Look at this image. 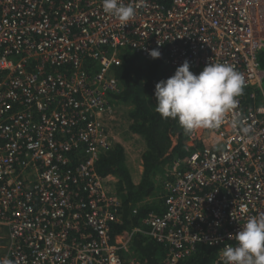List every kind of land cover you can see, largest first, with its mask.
<instances>
[{
    "label": "built area",
    "instance_id": "obj_1",
    "mask_svg": "<svg viewBox=\"0 0 264 264\" xmlns=\"http://www.w3.org/2000/svg\"><path fill=\"white\" fill-rule=\"evenodd\" d=\"M122 2L136 10L124 26L102 0H0V260L143 264L132 249L143 233L166 248L163 264L201 244L223 264L221 249L264 213V0ZM152 49L173 71L230 64L246 87L224 124L193 132L166 168L162 212L114 234L122 200L97 170L118 143L114 67ZM237 115L249 134L231 127Z\"/></svg>",
    "mask_w": 264,
    "mask_h": 264
},
{
    "label": "trees",
    "instance_id": "obj_2",
    "mask_svg": "<svg viewBox=\"0 0 264 264\" xmlns=\"http://www.w3.org/2000/svg\"><path fill=\"white\" fill-rule=\"evenodd\" d=\"M264 66V50L260 54ZM121 65L114 67L116 77L122 83L120 100L132 105L129 111L133 133L145 141L142 153L143 170L139 181L132 176L123 145L115 144L106 150L97 163L99 174L117 178L115 188L122 200L121 219L113 226V233L131 230L142 225V219L150 211L162 212L161 199L150 200L156 191L164 192L162 177L165 167L177 157L189 152L192 132L183 129L178 120L162 117L156 109L155 85L171 77L175 71L165 66L163 58L141 59L129 51L122 55ZM203 69H194L199 74ZM75 156L74 153L71 154ZM136 209V212L134 210ZM132 249L143 264H163L166 248L150 236L136 233ZM217 249L199 245L187 260L179 264H213Z\"/></svg>",
    "mask_w": 264,
    "mask_h": 264
},
{
    "label": "clouds",
    "instance_id": "obj_3",
    "mask_svg": "<svg viewBox=\"0 0 264 264\" xmlns=\"http://www.w3.org/2000/svg\"><path fill=\"white\" fill-rule=\"evenodd\" d=\"M102 7L122 26L135 18V8L125 5L122 0H102ZM149 55L158 59L161 52L152 49ZM245 87L244 76L230 64L211 61L199 74H194L190 71V63L185 60L171 77L156 83L155 110L164 118L178 120L187 132L219 129L225 122L226 114L236 109L237 98L243 94ZM120 95L113 98L121 101ZM230 124L245 135L251 131L238 115ZM234 239L237 242L234 246L229 244L221 249L223 264H264V213L249 217ZM0 264L12 262L2 259Z\"/></svg>",
    "mask_w": 264,
    "mask_h": 264
},
{
    "label": "rangeland",
    "instance_id": "obj_4",
    "mask_svg": "<svg viewBox=\"0 0 264 264\" xmlns=\"http://www.w3.org/2000/svg\"><path fill=\"white\" fill-rule=\"evenodd\" d=\"M190 71L193 72V69H190ZM114 103H115L114 105L116 107H118L117 108L118 114L116 115V120L111 123V125L113 126L112 129L115 130L114 134H118V135H115V138H114L115 140L114 141L120 142V144L122 143L124 145L123 147H124L125 150L128 147H131L132 150L131 149H128V151L126 150V154H128V152H130V151H133V149L137 153H141V152H138V151H142V149L145 148V141L143 140V138H141V136L139 138H137L136 137L137 134L133 133V131L131 130V128H128V127H130V125L132 123V119L128 118V123H127V119H126L127 118V114L129 113V111L132 108V105H129V104H126L123 101H117V100H114ZM123 117H126V118H123ZM117 118L118 119L121 118V119L119 121H117ZM116 122H118L120 124L119 125L118 124H114ZM124 127H126V129ZM110 130H111V127H110ZM129 133L134 134V136L131 135V134H129ZM135 158L136 157H134V155H130L129 158L127 157L128 165L131 168H133V165H134V162L132 161V159L134 160ZM170 164H168L165 167L164 171L166 170V168H169ZM135 171H133L132 174L135 175V176L139 175L138 174V171L137 172H135ZM159 178H161V177H159ZM162 188H163V186H162ZM164 193H165V189H164Z\"/></svg>",
    "mask_w": 264,
    "mask_h": 264
},
{
    "label": "crops",
    "instance_id": "obj_5",
    "mask_svg": "<svg viewBox=\"0 0 264 264\" xmlns=\"http://www.w3.org/2000/svg\"><path fill=\"white\" fill-rule=\"evenodd\" d=\"M122 105V104H121ZM120 105V106H121ZM117 114H118V111H117ZM116 114V115H117ZM127 114V113H126ZM123 118H126V117H123ZM128 118H129V113L127 114V123H128ZM121 119V118H120ZM120 119H118L117 118V121H119ZM131 119V118H130ZM114 124H120V123H118V122H116V123H114ZM110 125H111V123H110ZM111 127V132L114 134V132H115V130H113L112 129V125L110 126ZM125 129H126V127H124ZM128 128H130V127H128ZM200 130H202V129H197V131H199L200 132ZM196 130H194L193 132H195ZM129 134H131V135H133L134 136V134H132V133H129ZM136 134V133H135ZM114 135H118V134H114ZM136 137L137 138H139L140 136L139 135H136ZM191 141V140H190ZM118 143H120V142H118ZM122 144V143H121ZM135 144V143H134ZM123 145V144H122ZM124 146V145H123ZM128 149H131V147H128L126 150L128 151ZM132 150V149H131ZM144 150H145V148L144 149H142V151H138V152H141V153H137L134 149H133V151H130V152H128V154H127V157L129 158L130 157V155H134V157H136L134 160L132 159V161L134 162V165H133V168H131L130 166V169L132 170V172L133 171H135V172H137L138 171V174L139 175H137V176H135V175H133L132 174V176H133V178H135V180L138 182L139 181V179H140V177H141V174H142V170H143V165H142V163H143V161H142V153L144 152ZM110 178L112 179V184H111V188L113 189V186L115 185V183H116V181H117V178L115 177V176H113V175H110ZM164 190V189H163ZM162 194H164V192L163 193H161V191H156V195H153L151 198H150V200H153V199H156V198H159L158 196L160 195H162ZM118 234V233H117Z\"/></svg>",
    "mask_w": 264,
    "mask_h": 264
}]
</instances>
